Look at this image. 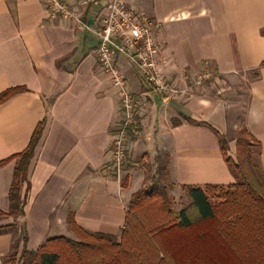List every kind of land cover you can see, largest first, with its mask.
<instances>
[{
	"label": "crops",
	"instance_id": "crops-1",
	"mask_svg": "<svg viewBox=\"0 0 264 264\" xmlns=\"http://www.w3.org/2000/svg\"><path fill=\"white\" fill-rule=\"evenodd\" d=\"M63 1L99 26L110 0ZM127 1L163 22L171 81L185 87L205 62L218 76L191 97L165 99L118 58L129 90L144 93L137 133L127 143L123 187L111 170L119 88L98 67V37L71 19L52 18L45 0H0V94L22 88L0 104V162L23 152L44 125L29 168L31 186L23 188L25 214L0 222L19 227L0 235V264L23 229L29 249L54 236L77 238L71 215L85 230L120 234L132 194L161 179L159 156L168 157L170 191L180 199L184 184L235 182L220 137L233 157L237 140L247 137L264 170V0ZM15 166L16 159L0 165L3 211Z\"/></svg>",
	"mask_w": 264,
	"mask_h": 264
},
{
	"label": "trees",
	"instance_id": "trees-1",
	"mask_svg": "<svg viewBox=\"0 0 264 264\" xmlns=\"http://www.w3.org/2000/svg\"><path fill=\"white\" fill-rule=\"evenodd\" d=\"M22 91L13 88L0 94V104ZM179 120L175 121L178 124ZM37 127L28 147L0 162L16 159L9 190V210L0 219L15 220L25 214L31 184L29 168L42 136ZM221 149L233 176L229 184H184L189 202L176 209L168 180V157L159 156L160 180L134 192L120 234L88 231L69 217L77 238L64 235L46 239L38 248L27 247L23 229L3 264H264V170L259 150L247 137L237 140L236 155L220 137ZM257 146V145H256ZM123 176L122 186L127 187ZM16 224H0V235L17 233ZM23 246L21 248V243Z\"/></svg>",
	"mask_w": 264,
	"mask_h": 264
},
{
	"label": "built area",
	"instance_id": "built-area-1",
	"mask_svg": "<svg viewBox=\"0 0 264 264\" xmlns=\"http://www.w3.org/2000/svg\"><path fill=\"white\" fill-rule=\"evenodd\" d=\"M45 3L52 18L62 16L71 19L80 30L92 32L99 39L96 50L98 67L119 88L121 118L116 124L113 138L111 170L122 180L127 161V143L130 134L137 133L135 112L144 93L129 90L127 76L119 67L118 58L124 57L130 61L143 83L165 99L177 95L193 96L200 87L218 76L217 70L205 62V69L191 77L185 87L171 81L166 73L169 59L163 53V22L145 11L131 8L127 0H110L99 26L84 22L79 12L63 0H45Z\"/></svg>",
	"mask_w": 264,
	"mask_h": 264
},
{
	"label": "rangeland",
	"instance_id": "rangeland-1",
	"mask_svg": "<svg viewBox=\"0 0 264 264\" xmlns=\"http://www.w3.org/2000/svg\"><path fill=\"white\" fill-rule=\"evenodd\" d=\"M253 150L254 151H257L258 150V147L256 145H254L253 146ZM177 193H178L177 190H173L172 191V194H173V196L175 198V207H176V209H181L186 203L189 202V200H188V198L186 196H184V192L182 193L183 196H184L182 199H180V197L177 196L178 195ZM5 218H9V217H3L2 219H0V222L3 221Z\"/></svg>",
	"mask_w": 264,
	"mask_h": 264
}]
</instances>
